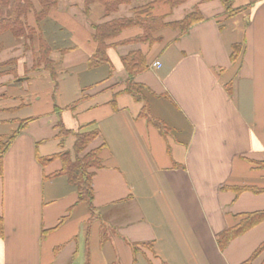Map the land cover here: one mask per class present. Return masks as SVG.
Instances as JSON below:
<instances>
[{"label": "crops", "instance_id": "0c3cea01", "mask_svg": "<svg viewBox=\"0 0 264 264\" xmlns=\"http://www.w3.org/2000/svg\"><path fill=\"white\" fill-rule=\"evenodd\" d=\"M57 1L40 26L53 49L54 78L37 63V36L0 37V63L8 71L0 77V135L34 119L4 157L0 264L247 262L264 243V223L225 249L218 240L264 210V192L232 189H264V169L250 163H264V0H234L235 7H253L229 20L218 0H191L174 10L157 4L154 14L167 23L195 9L205 20L182 37L163 30L153 46L130 42L143 31L127 29L109 41L117 44L108 50L110 64L96 67L89 66L97 49L94 27L132 18L155 0H132L138 3L133 14L118 18L105 17L100 4L87 14L86 0ZM186 5L189 13L172 20ZM40 10L35 0L29 26L37 28L34 11ZM234 44L243 45L237 63ZM137 51L150 65L135 78L146 87L141 101L124 93L130 76L123 59ZM45 116L46 123H34ZM60 123L72 132L87 126L101 133L90 146H104L94 214L66 176L46 178L62 169L60 160L46 167L39 160L73 153L75 136L63 139ZM252 264H264V253Z\"/></svg>", "mask_w": 264, "mask_h": 264}, {"label": "trees", "instance_id": "16d2710c", "mask_svg": "<svg viewBox=\"0 0 264 264\" xmlns=\"http://www.w3.org/2000/svg\"><path fill=\"white\" fill-rule=\"evenodd\" d=\"M35 0H0V37L5 34L12 35L15 39H31L37 36L39 38L40 50L38 57V65L43 66L45 69L51 71L54 78L55 62L52 60L51 55L53 49L44 38L41 33V24L46 20L51 11L57 7V0H38L41 5V10L35 12V19L37 28H33L28 24V16L34 10ZM191 0H155L152 4L138 8L134 11V16L127 19H118L108 23H104L95 26L94 40L97 43V49L92 56L89 66L96 67L104 64H110L108 57V50L111 46H117V44H109V41L118 38L125 30L131 28H140L143 33L132 40V43H143L150 46L155 45L161 41L158 36L160 32L166 29L177 31L180 33V37L189 33V31L198 23L205 20L203 14L199 9H195L189 13L183 20L178 22H165V18L154 14L155 6L160 3H164L171 10H174ZM221 2L225 9L226 19H233L248 13L253 5H247L243 7H235L234 0H218ZM132 0H86V12L90 13L92 7L96 4H100L105 9V17L112 15L119 11L122 6L131 4ZM243 45L234 44L231 51V61L237 63L242 55ZM123 64L127 70L130 79L127 82L124 93L132 95L137 101L143 99V92L146 87L135 81L137 75L145 72L149 69V62L147 55L141 51L133 52L129 56L123 59ZM4 64L0 63V77L4 75ZM11 71V70H10ZM76 102L71 106V109L76 108ZM143 115L149 116L147 108L143 109ZM34 119H29L20 122L19 128L9 136L0 135V178L4 174V157L10 148L15 138L23 132L28 124ZM159 124L161 130L165 132V126H162L163 122L155 121ZM60 136L64 139L69 135L75 136V144L73 153L70 151L62 150L60 153L43 158L39 160L44 167L53 161L60 160L62 163V169L55 172L47 179L57 178L60 176H66L71 185L76 187L78 192L79 203H85L92 214L95 212L94 207V189L93 182L96 176V171L103 168V160L101 158V151L104 146L100 148L89 150L90 146L100 137L99 130H87L86 127H82L78 132H72L65 129L63 124L58 125ZM62 139V147L64 148V142ZM251 164L255 165L259 169H264L263 162L251 161ZM231 189V188H230ZM236 195L250 191L255 193L264 192V189H257L252 187L244 188H232ZM264 223V210L255 212L245 216L234 227L229 228L219 237V245L221 249H225L235 239L239 238L247 231ZM4 220L0 216V236L4 237ZM148 246L149 244H143ZM264 253V243L257 249L253 256L244 264H252L261 254Z\"/></svg>", "mask_w": 264, "mask_h": 264}, {"label": "rangeland", "instance_id": "374dc122", "mask_svg": "<svg viewBox=\"0 0 264 264\" xmlns=\"http://www.w3.org/2000/svg\"><path fill=\"white\" fill-rule=\"evenodd\" d=\"M199 2V0H197V3ZM220 2V1H219ZM221 3V2H220ZM219 3V4H220ZM138 5V3L137 2H134V4L132 3V4H129V5H126V6H124V7H122L121 8V10L118 12V13H115V14H113L112 16H114L115 18L117 17H128V16H131L133 13H132V11H131V8H133V7H136ZM220 6H222V4L220 5ZM222 8L224 9V7L222 6ZM181 9V12H182V14L179 16V15H176V16H173V18H172V20H179V19H182L186 14L185 13H189V12H186V10H189L190 9V5H186V6H184V7H182V8H180ZM179 10V9H178ZM225 10V9H224ZM78 13H79V11H77ZM81 12V11H80ZM81 14V13H80ZM111 16V17H112ZM81 54H85V53H81ZM120 75V72L119 71H116V77L118 78V77H120L119 76ZM48 101V100H47ZM48 119V117L47 116H45V117H41V119H39V120H37V121H35L34 123H39V122H42L43 124L44 123H46L47 120ZM95 148V144L90 148V150H92V149H94Z\"/></svg>", "mask_w": 264, "mask_h": 264}, {"label": "built area", "instance_id": "2783aa9c", "mask_svg": "<svg viewBox=\"0 0 264 264\" xmlns=\"http://www.w3.org/2000/svg\"><path fill=\"white\" fill-rule=\"evenodd\" d=\"M154 67H156V68H161V63H160V62H156V63L154 64Z\"/></svg>", "mask_w": 264, "mask_h": 264}]
</instances>
